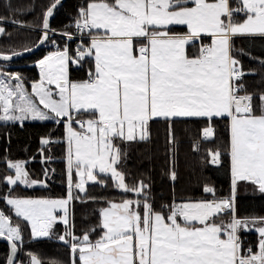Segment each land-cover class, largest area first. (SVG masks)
Listing matches in <instances>:
<instances>
[{
  "label": "snow or ice",
  "instance_id": "obj_1",
  "mask_svg": "<svg viewBox=\"0 0 264 264\" xmlns=\"http://www.w3.org/2000/svg\"><path fill=\"white\" fill-rule=\"evenodd\" d=\"M60 4L51 0L44 11L38 45L55 33L50 18ZM31 10L26 3L11 14L23 17ZM7 20L0 15V25ZM10 22L28 26L24 20ZM74 27L83 38L80 46L57 47L40 59L39 80L30 91L19 74L0 72V123L63 126L67 185L60 199L16 197L11 193L19 185L48 183L33 179L23 161L5 162L11 173L2 178L7 187L0 202L11 215L0 209V239L12 253L6 264H17V253L24 251L22 224L33 240L59 241L67 249L66 264H264V217L235 212L239 185L264 195V89L245 86L246 73L232 51L234 37L264 38V0H87ZM5 34L0 26V36ZM60 35L74 39L72 32ZM20 55L0 53V60ZM85 66L86 78L73 80V69ZM180 122L199 125L192 148L197 153L204 148L206 164L219 167L227 158L228 197L204 185L211 198L157 207L150 180L127 181L125 148L150 142L152 126L160 123L167 130L166 174L176 180L174 126ZM218 124L229 136L223 149L215 147ZM57 142L41 140L45 146ZM109 181L123 194L119 200L87 195L89 184L107 188ZM73 201L102 205L95 226L77 231ZM251 231L259 236L256 250L242 240ZM27 256V264H44L32 252Z\"/></svg>",
  "mask_w": 264,
  "mask_h": 264
},
{
  "label": "trees",
  "instance_id": "obj_2",
  "mask_svg": "<svg viewBox=\"0 0 264 264\" xmlns=\"http://www.w3.org/2000/svg\"><path fill=\"white\" fill-rule=\"evenodd\" d=\"M87 0H67L54 14L51 28L55 34L49 35V40L41 50L25 59L14 63H2L7 72L19 74L29 84L39 78L37 62L46 55L57 50V47L67 46L72 51L78 48L81 41L76 39L67 42L60 36L62 32L74 31L75 19L78 9L83 7ZM26 3L31 5L28 16L12 15L11 8L23 7ZM51 0H0V15L7 16L8 20L0 25L5 27L6 34L0 36V53L10 54L13 50L22 51L25 47H34L41 38V20L44 11ZM11 6V7H10ZM12 19L24 20L27 27H17L10 21ZM54 41V43H53ZM233 55L240 61L245 86L250 91L264 89V38L252 36H237L233 38ZM86 69L72 71L73 80L86 78ZM199 125L193 122H180L174 126L176 148L174 153V170L176 180L172 181L166 174L167 130L163 123L154 124L151 128V141L133 144L125 148L127 157L122 165V170L128 175L129 183L136 179L150 180L155 205L162 203L184 202L187 200H199L211 198L210 194L203 192V186L209 185L215 188L216 196L228 197L231 193V173L227 158L219 167L205 163V150L202 147L199 153L192 148L193 138ZM218 139L215 147L225 148L229 139L226 126L217 125ZM51 137L58 141L55 144L45 146L42 138ZM63 126L54 121H29L23 126L12 123H0V197L5 194L7 187L2 178L10 174L6 168V161H24L30 176L36 180H47L48 187L27 188L19 185L11 193L20 198H64L67 192L66 185V160L64 159ZM211 148L213 145H207ZM42 149L44 150L42 153ZM44 157L48 161L43 162ZM45 170L48 171L47 177ZM109 181L107 188L99 185H88L87 195L103 199L119 200L123 194L117 192ZM83 195V194H82ZM128 198H134L129 194ZM101 204L81 203L73 201L71 211L74 213L76 229L79 232L97 223V209ZM0 209L6 214L7 207L0 202ZM235 212L238 217L252 218L264 217V195L255 191L252 185L241 184L235 196ZM15 217L13 220L15 222ZM24 234V251L17 253V264H27V252L38 255L44 264H49L51 259L64 261L68 259L67 249L57 240L39 239L33 240L30 236V227L21 225ZM57 229L63 231L62 225ZM258 233L245 232L242 234L243 243L256 250ZM10 247L6 242L0 241V264H6Z\"/></svg>",
  "mask_w": 264,
  "mask_h": 264
},
{
  "label": "water",
  "instance_id": "obj_3",
  "mask_svg": "<svg viewBox=\"0 0 264 264\" xmlns=\"http://www.w3.org/2000/svg\"><path fill=\"white\" fill-rule=\"evenodd\" d=\"M67 0H61V4L54 10V14H55V12L61 7V6H63L64 4H65V2H66ZM54 16V15H53ZM52 19H53V17L52 18H50V26H51V22H52ZM51 34V33H50ZM46 43H47V41L44 43V44H42V45H38V43L34 46V47H32L33 48V51H30V52H24L23 50L22 51H19V52H23V55H20V56H14L11 60H9V61H3V60H0V63H14V62H16V61H18V60H21V59H25V58H27V57H29V56H31V55H34L35 53H37V52H39L40 50H41V48L42 47H44L45 45H46ZM0 241H3V242H6L8 245H9V247H10V244L7 242V241H4L3 239H0ZM11 247H10V252H9V256H11Z\"/></svg>",
  "mask_w": 264,
  "mask_h": 264
},
{
  "label": "rangeland",
  "instance_id": "obj_4",
  "mask_svg": "<svg viewBox=\"0 0 264 264\" xmlns=\"http://www.w3.org/2000/svg\"><path fill=\"white\" fill-rule=\"evenodd\" d=\"M50 35H52V34H50ZM60 35V34H59ZM61 36V35H60ZM38 63V62H37ZM36 63V64H37ZM38 68V67H37ZM0 72H7L6 71V68H5V66L2 64V63H0ZM38 72H39V69H38ZM7 73H10V72H7ZM39 80V78L37 79V80H35V81H32V82H30L29 84H27L24 80V86L26 87V88H28L29 89V91L31 90V85H32V83H34V82H36V81H38ZM12 83H15V81H12ZM25 122H29V121H25ZM43 122H46V121H43ZM13 162H16V161H13ZM24 162V161H23ZM22 186H24V185H22ZM25 187V186H24ZM36 187H38V186H36ZM27 188H32V187H27ZM50 199H60V198H50ZM251 232H255V231H251Z\"/></svg>",
  "mask_w": 264,
  "mask_h": 264
},
{
  "label": "built area",
  "instance_id": "obj_5",
  "mask_svg": "<svg viewBox=\"0 0 264 264\" xmlns=\"http://www.w3.org/2000/svg\"><path fill=\"white\" fill-rule=\"evenodd\" d=\"M74 31H75V34H73L74 35V39H76V40H78V41H82V37H80L77 33H76V30H75V27H74ZM52 35L53 34H55V33H51ZM74 39H71V40H74ZM71 40H67V42L69 43V41H71ZM67 47H68V45H67Z\"/></svg>",
  "mask_w": 264,
  "mask_h": 264
}]
</instances>
